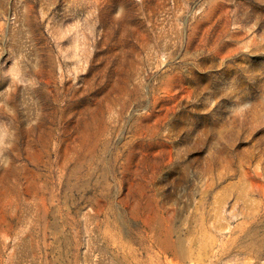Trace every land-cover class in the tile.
Listing matches in <instances>:
<instances>
[{
  "label": "rangeland",
  "instance_id": "1",
  "mask_svg": "<svg viewBox=\"0 0 264 264\" xmlns=\"http://www.w3.org/2000/svg\"><path fill=\"white\" fill-rule=\"evenodd\" d=\"M0 264H264V0H0Z\"/></svg>",
  "mask_w": 264,
  "mask_h": 264
}]
</instances>
